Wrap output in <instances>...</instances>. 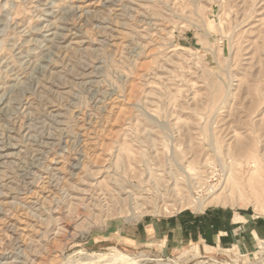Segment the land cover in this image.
<instances>
[{"label":"rangeland","instance_id":"obj_1","mask_svg":"<svg viewBox=\"0 0 264 264\" xmlns=\"http://www.w3.org/2000/svg\"><path fill=\"white\" fill-rule=\"evenodd\" d=\"M110 262L264 264V0H0V264Z\"/></svg>","mask_w":264,"mask_h":264},{"label":"bare ground","instance_id":"obj_2","mask_svg":"<svg viewBox=\"0 0 264 264\" xmlns=\"http://www.w3.org/2000/svg\"><path fill=\"white\" fill-rule=\"evenodd\" d=\"M201 203H202V202H198V203H197V209H200V207H201ZM200 210H201V209H200ZM196 211H197V210H196ZM198 211H199V210H198ZM88 256H89V255H88ZM92 257H93V256H92ZM96 257H98V256H96ZM101 257H102V256H101ZM103 258H104V257H103ZM86 259H87V258H86ZM96 259H97V258H96ZM89 260H90V262H91V259H89ZM89 260H88V261H89ZM93 260H94V259H93ZM97 260H98V259H97ZM102 260H104V259H102ZM98 261H100V258H99ZM90 262H88V263H90ZM95 262H96V261H95ZM102 262H103V261H102ZM88 263H87V264H88ZM110 263H111V262H110ZM111 264H112V263H111ZM119 264H120V263H119Z\"/></svg>","mask_w":264,"mask_h":264},{"label":"crops","instance_id":"obj_3","mask_svg":"<svg viewBox=\"0 0 264 264\" xmlns=\"http://www.w3.org/2000/svg\"><path fill=\"white\" fill-rule=\"evenodd\" d=\"M219 238L217 237V240H218Z\"/></svg>","mask_w":264,"mask_h":264}]
</instances>
